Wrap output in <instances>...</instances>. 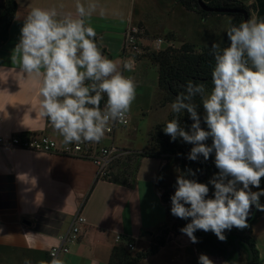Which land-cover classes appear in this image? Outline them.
I'll return each instance as SVG.
<instances>
[{
    "label": "clouds",
    "instance_id": "1",
    "mask_svg": "<svg viewBox=\"0 0 264 264\" xmlns=\"http://www.w3.org/2000/svg\"><path fill=\"white\" fill-rule=\"evenodd\" d=\"M75 7V16L56 7L31 8L10 56L26 81L38 85L39 117L47 119L65 145L99 143L110 124H127L137 96L134 78L124 75L134 69L135 59H111L102 53L90 23L97 4L85 6L77 0ZM226 37V47L211 44V91L203 82L182 85L184 90L170 105L175 116L163 127L172 142L179 138L192 145L188 160L207 161L214 154L218 169L207 183L189 178L199 169L188 168L176 177L170 212L190 220L179 231L194 244L199 230L226 242V232L249 226L253 208L264 212V20L230 22ZM185 113L192 121L189 126L180 122ZM51 256L39 264H64L55 251ZM23 264L32 261L25 258ZM198 264L214 261L201 253Z\"/></svg>",
    "mask_w": 264,
    "mask_h": 264
},
{
    "label": "crops",
    "instance_id": "2",
    "mask_svg": "<svg viewBox=\"0 0 264 264\" xmlns=\"http://www.w3.org/2000/svg\"><path fill=\"white\" fill-rule=\"evenodd\" d=\"M15 1L17 10L10 38L0 47V137L9 139L15 135L35 133L49 136L61 146L63 137L51 131L52 126L47 119L39 117L38 85L26 81L18 66L12 64L10 56L18 42L22 22L31 8L56 7L61 13L75 16L77 0ZM234 1L250 7V19L257 18L255 0ZM90 2L97 4L90 20L91 26L103 45L102 53L111 59H121L123 35L129 24L143 26L153 34L171 33L179 38L180 26L175 23L188 16L205 23L225 21L226 29L234 19L227 15L203 16L187 10L179 0H80L85 6ZM156 12H166L171 21L165 24L150 21V14ZM226 43L225 30L220 46ZM144 74L146 70L141 60L135 73L138 88V80ZM127 130H118L105 138L104 143L132 153L135 149L132 146H138L133 144L137 136L131 132L123 134ZM171 162L165 155L139 158L136 181L129 186L100 177L96 163L89 159L0 145V264H23L25 258L32 264L50 261L49 252L60 245L62 236L71 231L78 215L86 219V224L81 226L80 240L69 245L70 252L59 256L64 264H113L117 247L130 252H144L138 247L165 237L173 224L165 200L168 187H171L169 183H173L171 177H174L166 175ZM175 162L179 174L180 165ZM261 188H264V178ZM260 201L264 204V197ZM230 234L251 238L258 253L256 264H264V212L256 210L247 228H233L225 233L226 236ZM171 235L174 236L173 233ZM172 242L180 244L177 238ZM129 244L134 245V251L129 250ZM163 252L144 259L141 264H160L158 256ZM208 257L214 264L225 262L221 257ZM244 261L246 254L241 252L240 259L234 264H244Z\"/></svg>",
    "mask_w": 264,
    "mask_h": 264
},
{
    "label": "trees",
    "instance_id": "3",
    "mask_svg": "<svg viewBox=\"0 0 264 264\" xmlns=\"http://www.w3.org/2000/svg\"><path fill=\"white\" fill-rule=\"evenodd\" d=\"M207 4L214 8H227V9H244L250 14V7L245 6L244 4L234 1V0H204ZM179 2L189 11L196 12L203 16L209 15H222V16H232L234 25H239L241 21L244 20L242 14H216V13H207L204 12L197 0H179ZM254 8L257 12V19L264 20V0H255ZM17 10V4L15 0H2L0 4V47L6 44L10 38V29L15 20ZM228 44V43H227ZM223 45V47H226ZM181 56L182 60L180 62L176 61L175 49L169 48L164 52L152 53L149 55L150 60L154 67H157L159 74V88L167 93L168 103H172L175 100V97L182 92L184 89L181 87L185 85L189 80L194 82H203L206 85V89L211 90L213 85L211 82V72L214 67V58L210 54L211 47H206L199 53H195L193 45L184 44L181 47ZM187 53H192L194 55H187ZM196 103L200 104V98L196 97ZM201 113L203 112L202 106L199 109ZM173 113L171 117L173 118ZM183 120V125L189 126L192 121L188 118L187 114L181 115ZM202 127L206 128V125L202 123ZM187 130V128H186ZM211 144V139L207 141ZM192 145L183 143L181 139H177V143L172 142L171 139L165 138L160 144V152L158 153H141L138 155V158H160L164 154L169 155V161H177L180 165L181 172H185L188 168L193 171L199 169L200 171L196 172L195 177H189L197 179L198 182L204 180L206 172L210 169L215 168V164L212 163L214 159V154L207 160L203 161V157L200 158V161H190L187 159V154L190 152ZM179 154V155H178ZM138 165L136 167L137 171ZM111 182L118 184H126L132 186L136 181V173H134L133 178L129 181H122L120 178H105ZM171 214V212H170ZM173 224L171 230L167 234L174 233L175 236L182 234L179 229L185 226L186 221L183 219L176 218L171 215ZM175 220V223H174ZM199 242L195 243L196 246L203 254H208L215 257L226 258L228 252L227 249H230L228 256V262L234 264L238 260L236 240L241 238L244 240L250 247L254 255V264L258 261V253L255 247L253 240L249 237H241L237 234H230L227 236L226 242H221L217 237L212 233H205L202 230H199L195 233ZM225 246V247H223ZM240 250L246 254V264H249L250 252L249 249L240 244ZM158 249H151L149 252H138L133 253L127 251L124 247H117L114 250L113 255V264H141V262L157 253Z\"/></svg>",
    "mask_w": 264,
    "mask_h": 264
},
{
    "label": "rangeland",
    "instance_id": "4",
    "mask_svg": "<svg viewBox=\"0 0 264 264\" xmlns=\"http://www.w3.org/2000/svg\"><path fill=\"white\" fill-rule=\"evenodd\" d=\"M1 3L2 0H0V4ZM150 21H156L158 24H165L169 23V21H171V18L166 15V12H156L154 13V15L153 13L150 14ZM142 25L144 24L142 23ZM175 25L180 26V31L178 35L179 38L174 37V35L171 33H148L150 36L162 37L170 40L171 42L173 41L175 44L174 46L176 47L175 52H177V54H175L176 61L180 62L182 60L181 56L183 55V53H179L181 52V44L184 43L193 45L195 53L201 52L206 47H201L200 45L194 44L210 45L209 47H211V44L213 42L220 44L223 33L226 30L227 23L225 21L217 22L215 20H210L205 23L201 19L198 20L195 17L188 16L187 18L182 20V22L177 21ZM175 38L177 39V42L175 41ZM149 55L150 54L145 55L142 58L146 74H144V77L141 80H138V82L140 83V87L138 88L137 86L139 92L137 93L136 99L131 107V124L126 128L129 130L124 133L122 132L123 134L130 132L135 133L138 141H133V144L138 146H132V148H135L134 151L115 162L105 172V175L103 176L104 178H120L122 181L125 182L131 180L138 165V155H140L138 154V152L140 151L141 153H158L160 152L161 142L165 138L170 139L168 135L164 134L163 127L168 120L174 118L175 114L172 118V112L170 108L171 103H168L167 101V93L159 88L158 69L157 67L153 66ZM187 55L194 54L187 53ZM207 91L210 92L211 90L207 89ZM142 96L146 97L144 98ZM143 105L145 107H143ZM181 117L182 116H180V122L181 124H183V120ZM51 131L54 132L52 127ZM130 141H132V139ZM129 143L132 145V142ZM175 143H177V141H175ZM126 144H128V142H126ZM164 155L169 157V155ZM178 170L179 169H177L176 162L172 160L171 165L169 164L168 169L166 171V175L170 177L174 176L171 177L173 183H169L171 187H168L170 189H168V195L166 194V196H168L167 199H170L171 195L174 194L175 181L176 175H178ZM215 172L216 170L214 169L208 170L202 183H207ZM209 188L211 195V192L213 191L212 186L209 185ZM176 238L177 236H173L168 233V235L163 238L160 237L159 239L153 240L150 245H146L145 247H138V250L142 249L144 252H149L153 248L158 249L157 253L159 251H164L160 256H158V262L160 264H198V257L202 253L199 248L197 246H191L192 242L188 245L182 242H178L180 244L177 245L176 243L172 242H176ZM206 255L209 256L208 254ZM246 263L247 262L244 261V264Z\"/></svg>",
    "mask_w": 264,
    "mask_h": 264
},
{
    "label": "built area",
    "instance_id": "5",
    "mask_svg": "<svg viewBox=\"0 0 264 264\" xmlns=\"http://www.w3.org/2000/svg\"><path fill=\"white\" fill-rule=\"evenodd\" d=\"M169 48L175 49L173 43L162 37L150 36L147 29L140 25H128L123 35V46L121 59L134 58L135 66L131 72L125 71V76H131L135 80V73L138 64L145 55L152 53L164 52ZM106 100V97H105ZM105 101L101 102L103 107ZM131 124V116L127 124H110V131L105 133V136L99 143L85 142L80 144L64 143L59 146L58 143L46 135H37L35 133H24L21 135L12 136L9 139L0 137V145L17 147L24 150L42 152V153H57L68 157L84 158L92 160L98 167L99 176L104 178L105 172L122 157L129 154L127 150L121 149L113 144L107 146L104 139L113 136L118 130L127 128ZM214 164V160H212ZM166 200V206L171 209V200ZM86 224V219L82 215H78L74 220V225L71 231L61 237L60 245L54 247L49 256L52 259L51 253L55 251L59 257L61 254L70 252L69 245L80 240L81 226ZM129 250L134 251L135 247L132 244L128 245Z\"/></svg>",
    "mask_w": 264,
    "mask_h": 264
},
{
    "label": "water",
    "instance_id": "6",
    "mask_svg": "<svg viewBox=\"0 0 264 264\" xmlns=\"http://www.w3.org/2000/svg\"><path fill=\"white\" fill-rule=\"evenodd\" d=\"M198 4L200 6V8L207 13H216V14H242L244 16V20L250 19V14L248 11L244 10V9H227V8H214L209 6L207 3H205L203 0H197ZM256 209L253 208L252 209V216L250 217V219L248 220V225L252 222L254 215H255ZM177 240L179 242H182L184 244H191L190 240L188 239V237L186 235H180L177 237ZM240 244H243L244 246H246L249 249L250 252V260H249V264H254V255L249 247V245L242 240L241 238H238L236 240V246H237V254H238V259H240L241 256V252H240ZM224 247V246H223ZM227 249V256L225 258V261L228 262V256L230 253V250L228 248Z\"/></svg>",
    "mask_w": 264,
    "mask_h": 264
},
{
    "label": "flooded vegetation",
    "instance_id": "7",
    "mask_svg": "<svg viewBox=\"0 0 264 264\" xmlns=\"http://www.w3.org/2000/svg\"><path fill=\"white\" fill-rule=\"evenodd\" d=\"M243 245V244H242ZM225 247V246H224ZM226 248V247H225ZM230 250V249H229ZM240 252H241V250H240Z\"/></svg>",
    "mask_w": 264,
    "mask_h": 264
}]
</instances>
